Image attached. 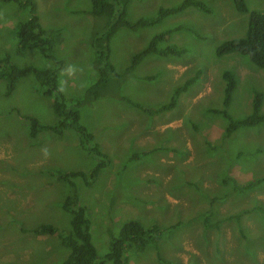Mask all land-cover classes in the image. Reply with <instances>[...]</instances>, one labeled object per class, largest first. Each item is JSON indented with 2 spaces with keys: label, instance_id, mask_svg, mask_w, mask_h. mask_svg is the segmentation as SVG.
<instances>
[{
  "label": "rangeland",
  "instance_id": "obj_1",
  "mask_svg": "<svg viewBox=\"0 0 264 264\" xmlns=\"http://www.w3.org/2000/svg\"><path fill=\"white\" fill-rule=\"evenodd\" d=\"M31 1L45 37L57 31L59 43L50 59L36 49L18 52L16 26L29 19L30 8L0 0V61L54 71L58 92L46 97L47 88L28 75L7 97L0 79V264L65 260L69 250L57 236L34 230L51 225L66 235L71 217L63 205L73 192L87 209L100 258L122 225L137 221L146 229L157 226L162 236L157 249L126 250L127 264H264V123L227 136L228 120L221 115L249 116L254 91L262 94L264 115V70L246 56L216 52L244 37L248 15L231 0H197L206 9L189 6L134 33L118 30L109 45L118 74L168 29L175 31L157 47L172 52L147 55L123 79L107 75L99 99L96 94L82 103L97 83L94 39L105 31L104 21L86 13L90 0ZM184 1L131 0L127 19L154 18ZM244 2L249 11L264 10V0ZM226 71L236 79L228 107ZM183 87L175 105L160 111ZM54 98L73 108L78 101L84 136L69 124L30 135L26 117L42 126L57 124ZM100 162L104 167L89 185L69 177L88 174Z\"/></svg>",
  "mask_w": 264,
  "mask_h": 264
},
{
  "label": "trees",
  "instance_id": "obj_2",
  "mask_svg": "<svg viewBox=\"0 0 264 264\" xmlns=\"http://www.w3.org/2000/svg\"><path fill=\"white\" fill-rule=\"evenodd\" d=\"M231 1L234 9L238 13L248 15L247 29L243 38L226 41L218 46L216 50L217 55L223 56L236 53L241 56H246L257 68L264 70V10L260 12L249 11L244 0ZM1 2H14L19 5L20 8L24 7L28 9V11L30 8L29 19L19 22L16 26L18 37L17 45L19 47L18 52L36 49L45 59H50V51L55 44L59 43L60 35L57 31H54L50 33L48 37H45L47 31L43 30L40 25L35 3L31 0H25L24 2H22V0H1ZM130 2L131 0H90L91 9L86 13L96 19H102L104 21L103 27L105 31L102 34L97 35L98 37L94 39L96 53L98 55L96 65V71L98 74L97 83L89 89L88 95L86 94L82 103H88V101L94 100L96 94H98L96 100L99 99L98 89L101 90L106 86V79H108L107 75L111 74L117 80L123 79L128 77L135 66L147 55H166L172 52L169 48L161 50L157 47L162 39L167 40L168 36L175 31L173 29H168L154 36L147 46L132 57L130 65L124 74H118L114 71L115 69L113 65L109 62V45L112 37L118 32V30L124 28L134 33L157 24L165 19V17L181 13L189 6L206 9L197 0H185L178 7L159 10L154 18H140L136 21L130 22L127 19ZM10 63L11 62L8 59L0 61V67L3 64L8 65L5 69L0 71V79L7 83L5 96H10L15 90L16 82L28 75H32L35 78L41 86L40 88H47L44 91L45 93H43L46 97H51L54 92H58L57 79L54 71L50 69L38 70L31 66L17 68ZM222 77L225 81L223 105L228 107L230 106L231 97L236 87V79L229 71L224 72ZM191 82L192 81L185 86L191 84ZM184 88L185 87L176 89L174 96L170 99L169 103L161 106L159 110L167 111V109L173 107L175 105L176 97ZM261 105L262 94L258 91H254L252 110L249 116L241 120H233L228 114H221L228 120L225 134L229 136L240 128H252L264 123V115L260 112ZM68 107L58 99L54 100L53 110L58 118V122L54 126H42L36 121V119L26 117L25 119L28 120L30 125V135L35 137L39 131L58 132L60 128L69 124L76 127V131L84 136L85 129L79 125L80 117L77 111V108L79 107L78 101H76L75 108L69 107L70 109H68ZM67 109L68 112H66ZM84 138L87 139L86 137ZM91 138L90 135V139ZM92 148L94 151L98 148V144H93ZM96 155L101 157L100 153ZM103 167L104 163L100 162L88 174L78 172L76 174H71L69 177L80 178L86 185H89L96 180ZM60 176L62 175L60 174ZM72 201H74V205L69 209L68 206ZM63 209L68 212L71 217L70 230L66 235L58 233V230L51 225H41L34 230V234L37 236H57L62 246L69 250L68 256L60 264H127L128 259L126 250L133 249L135 251H143L148 247L154 249L159 247L162 231H160L157 226H152L151 228L146 229L137 221H129L122 225L117 237L110 238L108 251L102 258H100L98 251L91 240V221L87 216V209L79 202L76 192H73L72 195L64 201ZM220 224L221 221H218L213 227L218 229Z\"/></svg>",
  "mask_w": 264,
  "mask_h": 264
}]
</instances>
